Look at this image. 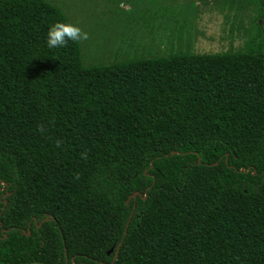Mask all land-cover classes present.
<instances>
[{"label": "trees", "instance_id": "obj_1", "mask_svg": "<svg viewBox=\"0 0 264 264\" xmlns=\"http://www.w3.org/2000/svg\"><path fill=\"white\" fill-rule=\"evenodd\" d=\"M257 1L241 51L187 52L181 25L167 56L93 64L47 47L60 9L0 0V264H264Z\"/></svg>", "mask_w": 264, "mask_h": 264}, {"label": "rangeland", "instance_id": "obj_2", "mask_svg": "<svg viewBox=\"0 0 264 264\" xmlns=\"http://www.w3.org/2000/svg\"><path fill=\"white\" fill-rule=\"evenodd\" d=\"M46 1L88 32L89 39L81 43L86 63L93 64L113 61L115 50L118 55L132 57L148 46L167 56L170 46L178 44L171 32L181 25L187 52L241 51L250 34L252 16L257 15L255 8L260 6L257 0H146V4L134 0ZM160 9L167 11L166 16L150 20ZM142 16L149 20L148 26Z\"/></svg>", "mask_w": 264, "mask_h": 264}, {"label": "clouds", "instance_id": "obj_3", "mask_svg": "<svg viewBox=\"0 0 264 264\" xmlns=\"http://www.w3.org/2000/svg\"><path fill=\"white\" fill-rule=\"evenodd\" d=\"M89 39L88 32L72 23L56 22L50 26L46 44L49 49L66 47L69 42L80 43ZM244 172V170H242ZM249 173V171H246ZM5 186V185H4ZM2 224L0 225V227ZM3 233L6 230H2Z\"/></svg>", "mask_w": 264, "mask_h": 264}, {"label": "water", "instance_id": "obj_4", "mask_svg": "<svg viewBox=\"0 0 264 264\" xmlns=\"http://www.w3.org/2000/svg\"><path fill=\"white\" fill-rule=\"evenodd\" d=\"M138 196H141V194H140L139 192L134 193V194L129 198V200H128V204L130 203L131 200H133V199L136 200V198H137ZM28 235H30V233H28ZM110 252H112V250H111ZM116 257H117V255H116Z\"/></svg>", "mask_w": 264, "mask_h": 264}]
</instances>
